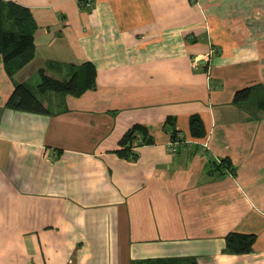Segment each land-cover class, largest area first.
Instances as JSON below:
<instances>
[{
	"label": "crops",
	"instance_id": "0c3cea01",
	"mask_svg": "<svg viewBox=\"0 0 264 264\" xmlns=\"http://www.w3.org/2000/svg\"><path fill=\"white\" fill-rule=\"evenodd\" d=\"M6 1L36 51L12 77L0 54V264H264V0ZM85 62L96 88L39 92L47 63ZM20 83L50 112L9 107ZM135 123L154 142L118 152ZM225 157L234 173L213 169ZM233 231L252 252L224 251Z\"/></svg>",
	"mask_w": 264,
	"mask_h": 264
},
{
	"label": "trees",
	"instance_id": "16d2710c",
	"mask_svg": "<svg viewBox=\"0 0 264 264\" xmlns=\"http://www.w3.org/2000/svg\"><path fill=\"white\" fill-rule=\"evenodd\" d=\"M32 21L31 13L20 4L12 1L0 0V54L3 57L5 70L12 77L20 68L29 63L35 56L36 44L34 35L29 30ZM47 63L40 69L39 92L62 93L75 97L82 95L97 86L96 67L91 62L81 65L73 63ZM251 94V87L238 90L234 96V102L241 104L247 100ZM9 107L39 113H49L50 109L45 102L27 85L16 84L6 103ZM258 110L264 112V87L263 95L257 102ZM173 124L170 117L166 120V127L171 130V138L177 140V130L171 129ZM173 128V127H172ZM190 133L192 136L200 138L206 135V130L199 115L190 117ZM154 142L150 135L149 128L142 123L133 124L119 140L120 153L125 155L133 154L135 146H141ZM214 170L223 171L228 169L234 173L235 168L228 157L222 158L219 163H215ZM223 173V172H222ZM221 173V174H222ZM255 233L230 232L226 235L225 252L244 254L252 252L256 243ZM132 264H198L194 258H157L134 261Z\"/></svg>",
	"mask_w": 264,
	"mask_h": 264
},
{
	"label": "built area",
	"instance_id": "2783aa9c",
	"mask_svg": "<svg viewBox=\"0 0 264 264\" xmlns=\"http://www.w3.org/2000/svg\"><path fill=\"white\" fill-rule=\"evenodd\" d=\"M171 144H172V146H171V150H175L176 149V147H175V142H172L171 141ZM206 145H207V143H205Z\"/></svg>",
	"mask_w": 264,
	"mask_h": 264
},
{
	"label": "rangeland",
	"instance_id": "374dc122",
	"mask_svg": "<svg viewBox=\"0 0 264 264\" xmlns=\"http://www.w3.org/2000/svg\"><path fill=\"white\" fill-rule=\"evenodd\" d=\"M261 94L263 95V92H261ZM257 98V96L255 95V96H253V98H252V101H255V99Z\"/></svg>",
	"mask_w": 264,
	"mask_h": 264
}]
</instances>
